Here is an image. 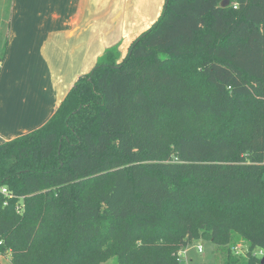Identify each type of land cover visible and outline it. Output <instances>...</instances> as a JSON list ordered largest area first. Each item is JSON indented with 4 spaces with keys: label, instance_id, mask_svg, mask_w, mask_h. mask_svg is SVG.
<instances>
[{
    "label": "trees",
    "instance_id": "trees-1",
    "mask_svg": "<svg viewBox=\"0 0 264 264\" xmlns=\"http://www.w3.org/2000/svg\"><path fill=\"white\" fill-rule=\"evenodd\" d=\"M222 1L164 0L124 57L106 49L43 126L0 143V257L179 264L207 241L212 264H260L264 0Z\"/></svg>",
    "mask_w": 264,
    "mask_h": 264
},
{
    "label": "crops",
    "instance_id": "crops-1",
    "mask_svg": "<svg viewBox=\"0 0 264 264\" xmlns=\"http://www.w3.org/2000/svg\"><path fill=\"white\" fill-rule=\"evenodd\" d=\"M131 1L8 0L6 52L0 61V143L45 124L76 79L88 74L92 61L106 50L101 41L123 24L126 28Z\"/></svg>",
    "mask_w": 264,
    "mask_h": 264
},
{
    "label": "rangeland",
    "instance_id": "rangeland-1",
    "mask_svg": "<svg viewBox=\"0 0 264 264\" xmlns=\"http://www.w3.org/2000/svg\"><path fill=\"white\" fill-rule=\"evenodd\" d=\"M131 2L132 3L130 4V11H128L127 13L128 23L125 24L126 28L123 27V24L120 27L121 30L117 34L109 33V36H107V40L105 42L101 41L100 43V46L104 44L106 46V49L116 47L122 57L127 54L130 39L139 36L142 32L146 31L155 20H157V18L160 16L164 4V0H132ZM6 20H8V0H0L1 51L3 50V46L5 43L4 34L6 31ZM101 54L98 55V57L101 56ZM97 58L92 61L88 73L94 68ZM80 77H78L76 81ZM198 245L201 246L202 253L197 252L196 247ZM212 251L213 246L209 242H194L191 246L187 247L182 254H180L179 264H212ZM0 264H11L9 256H1Z\"/></svg>",
    "mask_w": 264,
    "mask_h": 264
},
{
    "label": "built area",
    "instance_id": "built-area-1",
    "mask_svg": "<svg viewBox=\"0 0 264 264\" xmlns=\"http://www.w3.org/2000/svg\"><path fill=\"white\" fill-rule=\"evenodd\" d=\"M0 193H1L4 197H9V196H10V193H8V191H7L5 188H3V187L0 189ZM196 248H197V252H198V253H202V248H201L200 245H198ZM184 251H185V250H184ZM184 251L179 252V254H178V261H179V256H180V254H182ZM236 251L238 252V251H239V248H237ZM255 255H256L258 258L262 259V258L264 257V251H262V250H258V251L255 252ZM263 264H264V263H263Z\"/></svg>",
    "mask_w": 264,
    "mask_h": 264
},
{
    "label": "water",
    "instance_id": "water-1",
    "mask_svg": "<svg viewBox=\"0 0 264 264\" xmlns=\"http://www.w3.org/2000/svg\"><path fill=\"white\" fill-rule=\"evenodd\" d=\"M228 5V0H223L220 4L221 7H226ZM264 263V257L261 259L260 264Z\"/></svg>",
    "mask_w": 264,
    "mask_h": 264
}]
</instances>
